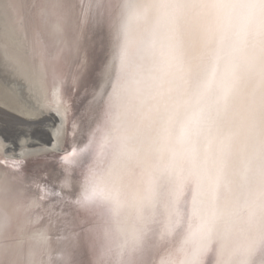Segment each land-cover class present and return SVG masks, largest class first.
Listing matches in <instances>:
<instances>
[{"label":"bare ground","instance_id":"6f19581e","mask_svg":"<svg viewBox=\"0 0 264 264\" xmlns=\"http://www.w3.org/2000/svg\"><path fill=\"white\" fill-rule=\"evenodd\" d=\"M81 2L0 9V108L45 128L11 143L0 133V264H59L67 242L41 197L85 134L92 162L128 192L226 210L241 246L264 219V0H117L113 46L108 13L81 27Z\"/></svg>","mask_w":264,"mask_h":264},{"label":"snow or ice","instance_id":"6c2138e0","mask_svg":"<svg viewBox=\"0 0 264 264\" xmlns=\"http://www.w3.org/2000/svg\"><path fill=\"white\" fill-rule=\"evenodd\" d=\"M116 3L82 0L73 6L78 9L81 27L94 8L108 13L109 46L118 42L121 28ZM18 7L14 0L0 5L5 15ZM51 7L63 10L66 6L57 3ZM33 36L38 37V28H33ZM73 47L79 48V36L74 38ZM4 138L13 142L7 130ZM87 145L85 134L80 147L63 155L65 166L55 177L56 183L47 181L50 188L41 197H50L44 211L50 221L55 219L60 225L67 242L59 264H264V219L237 247L230 236L226 210L205 207L198 199L188 208L179 197L159 207L151 202L150 190L130 193L116 173L99 169L86 152ZM13 166L18 167V163L14 161ZM130 201L137 209L134 218L124 211ZM79 246L87 248L93 259H73L71 249Z\"/></svg>","mask_w":264,"mask_h":264},{"label":"rangeland","instance_id":"374dc122","mask_svg":"<svg viewBox=\"0 0 264 264\" xmlns=\"http://www.w3.org/2000/svg\"><path fill=\"white\" fill-rule=\"evenodd\" d=\"M35 126L29 127V126L22 125L20 121L16 120L15 118L11 117L10 115H8V112L6 110H3L2 108H0V133H3V135H4V131L7 129V131H10L9 133L12 137V141H15V139H19L25 133V131L26 132L29 131V132L34 133L39 128H40V130L45 129L44 127H41L39 125H35ZM23 128H24V130H23ZM17 131L20 132V134ZM30 141H31L30 143H34V144L36 143L35 145L40 144L37 141L36 142H33V140H30Z\"/></svg>","mask_w":264,"mask_h":264},{"label":"water","instance_id":"95a60500","mask_svg":"<svg viewBox=\"0 0 264 264\" xmlns=\"http://www.w3.org/2000/svg\"><path fill=\"white\" fill-rule=\"evenodd\" d=\"M55 115V114H54ZM55 117L57 118V119H59V117H58V115H55ZM50 118V117H49ZM50 119H52L54 122H55V119L54 118H50ZM52 139H54V137H53V135H52ZM51 144H54L53 142L51 143ZM10 148H14L13 146H11ZM69 151H70V149H69ZM18 155V154H17ZM62 157H63V155H62ZM62 157L59 159V160H63L62 159ZM187 198H188V196H187Z\"/></svg>","mask_w":264,"mask_h":264}]
</instances>
